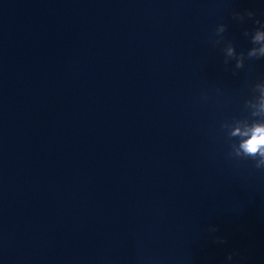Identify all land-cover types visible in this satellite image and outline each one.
Instances as JSON below:
<instances>
[{
  "label": "water",
  "instance_id": "water-1",
  "mask_svg": "<svg viewBox=\"0 0 264 264\" xmlns=\"http://www.w3.org/2000/svg\"><path fill=\"white\" fill-rule=\"evenodd\" d=\"M256 20L264 0H0V264H264V169L228 136L264 121Z\"/></svg>",
  "mask_w": 264,
  "mask_h": 264
},
{
  "label": "clouds",
  "instance_id": "clouds-1",
  "mask_svg": "<svg viewBox=\"0 0 264 264\" xmlns=\"http://www.w3.org/2000/svg\"><path fill=\"white\" fill-rule=\"evenodd\" d=\"M245 15L252 19L255 16V13L248 11L246 14L235 13L234 18L243 22L245 20ZM256 24L261 25V29H264V24H261L259 20L255 21ZM258 29L255 31L254 35H252V44L258 45V47L251 48L247 53L248 59H262L264 58V30ZM227 31V25L221 24L218 26L216 30L217 35H222ZM244 35H249V33L245 32ZM217 44L220 41H216ZM225 54L227 58L236 60V69L244 68L245 56L241 53L237 56V52L235 47L231 44L227 46L225 49ZM228 63V60L225 61ZM235 74V73H234ZM255 91H259L260 96L257 97L255 101V106L258 107V111L252 113V116H259L264 114V83H259L255 86ZM253 103L252 100L246 103V107ZM236 124L241 123L240 120L235 121ZM223 127L225 129H229L231 124H224ZM228 136L230 139L239 138V144L233 143L231 145L232 151L230 156L234 158H244V159H252L256 161V167L258 169H264V121H254L250 125H245V130L241 131L240 127H231V130L228 131ZM211 232H216L217 229L212 227L209 229ZM219 243H226L224 240H219ZM229 261L233 259L232 255L227 257Z\"/></svg>",
  "mask_w": 264,
  "mask_h": 264
}]
</instances>
